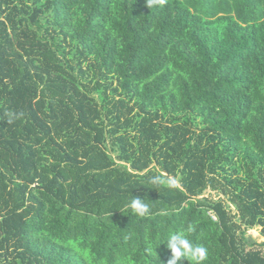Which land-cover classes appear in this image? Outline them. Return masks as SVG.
I'll list each match as a JSON object with an SVG mask.
<instances>
[{"label": "trees", "instance_id": "trees-1", "mask_svg": "<svg viewBox=\"0 0 264 264\" xmlns=\"http://www.w3.org/2000/svg\"><path fill=\"white\" fill-rule=\"evenodd\" d=\"M189 224L264 264V0H0V264H167Z\"/></svg>", "mask_w": 264, "mask_h": 264}, {"label": "clouds", "instance_id": "clouds-1", "mask_svg": "<svg viewBox=\"0 0 264 264\" xmlns=\"http://www.w3.org/2000/svg\"><path fill=\"white\" fill-rule=\"evenodd\" d=\"M150 183L156 186L167 184L169 187H177L178 185L176 178L171 176L164 177L162 175H153L150 178ZM128 207L141 216L147 214L149 211V205L144 202V199L139 197H133ZM194 232L195 227L189 224L184 229L170 231L167 237L162 240L161 243L166 241V247L171 253L167 264H178V261L181 259L191 261L192 264H204V261L208 257V249L203 244L189 238L190 234Z\"/></svg>", "mask_w": 264, "mask_h": 264}, {"label": "rangeland", "instance_id": "rangeland-1", "mask_svg": "<svg viewBox=\"0 0 264 264\" xmlns=\"http://www.w3.org/2000/svg\"><path fill=\"white\" fill-rule=\"evenodd\" d=\"M259 229H260L259 227H255L254 229L249 230V231H248V234H251L252 237L258 239V241H261V240H263L264 238L261 237L260 232H259Z\"/></svg>", "mask_w": 264, "mask_h": 264}]
</instances>
